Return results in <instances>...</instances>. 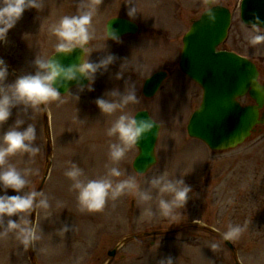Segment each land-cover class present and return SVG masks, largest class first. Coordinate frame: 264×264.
Listing matches in <instances>:
<instances>
[{
  "label": "rangeland",
  "instance_id": "rangeland-1",
  "mask_svg": "<svg viewBox=\"0 0 264 264\" xmlns=\"http://www.w3.org/2000/svg\"><path fill=\"white\" fill-rule=\"evenodd\" d=\"M205 1L44 0L42 10L27 9L0 41V59L10 71L20 77L34 74L35 59H48L56 52L58 37L53 26L64 16L91 8L94 15L88 45L92 53H86L85 59L97 63L107 54L117 57L107 71L95 74L92 91L87 90L88 82L84 91L72 89L60 100L45 105L50 137L40 107L25 110L18 106L0 125V137L17 119L25 121L24 127L35 125L34 143L39 153L29 157L17 152L7 158V164L22 174L31 170L26 176L25 192L36 191L47 172L40 192L50 204L47 210L35 208L33 217L31 212L23 214L42 237L33 246L25 248L14 233L0 237V264H157L169 255L175 264H235L222 241L229 227L235 225L244 228L239 238L229 240L239 264H264V136L218 153L186 135V125L199 106L201 90L180 74L178 61L182 37L191 21L205 9ZM214 3L228 7L233 16L228 37L220 48L264 64V45H251L249 29L239 20L240 0ZM131 6L137 9L134 21L142 27V33L124 37L120 43L107 40L106 22L114 17L129 19L127 10ZM162 68L168 72L167 79L152 99H144V80ZM10 71L5 84L18 79ZM117 74H121L120 79H116ZM127 85L135 86L139 102L126 106L123 112L134 116L138 110L146 109L161 125L155 146L157 164L145 175L132 170L131 163L137 155L134 146L121 161L110 160L109 144L117 142V138L106 133L122 112L103 115L95 103L98 98H109L113 90L123 93ZM240 102L244 104L243 99ZM94 150L106 151L100 174L85 164L93 158ZM70 162L83 170L82 179H98L109 168L118 167L125 174L121 179L134 178L141 191L150 187L152 177L166 173L170 179L184 178L192 192L186 205L174 208L169 216L160 213L155 190L149 202L126 191L116 200L109 198L100 211H81L77 194L71 190L72 181L64 174ZM7 194L16 193L9 190ZM162 198L171 199V195L164 194ZM148 207L153 216H142ZM147 233L150 235L141 236ZM212 244L218 248L213 250ZM113 249L115 256L110 258L108 252Z\"/></svg>",
  "mask_w": 264,
  "mask_h": 264
},
{
  "label": "clouds",
  "instance_id": "clouds-1",
  "mask_svg": "<svg viewBox=\"0 0 264 264\" xmlns=\"http://www.w3.org/2000/svg\"><path fill=\"white\" fill-rule=\"evenodd\" d=\"M43 3L44 0H0V41L7 37L8 32L16 26L27 9L42 10ZM136 13L137 9L134 6L128 7L127 15L130 20H135ZM93 15L94 9L89 8L78 15L64 16L58 25L53 26L52 31L58 37L55 49L57 54H71L76 49L81 50L84 57L85 53L89 55L92 53L88 44L92 39L90 25ZM205 15L210 24L215 23L216 17L210 5L206 8ZM244 26L249 29L251 45H264V20L253 13L252 19L244 23ZM25 36L27 38L28 34ZM106 39L116 43L121 42L117 30L108 27ZM54 57L50 59L37 57L34 61L35 73L23 75L11 84H5L9 75L8 67L5 61L0 59V125L9 120L12 109L18 106H23L25 110L36 109L49 101L60 100L62 96L60 89L69 82L77 81L78 75L89 81L87 90L92 91L95 74L102 69L107 71L117 59L114 55L107 54L99 62L92 63L83 57L79 65L64 67ZM120 78L121 74H117L116 79ZM252 83L258 94L264 97V85L258 84L255 79ZM78 88L79 91H84V87L79 84ZM108 95L109 98H98L95 103L103 115L122 112L106 133L109 137L117 138V142L109 144V158L113 163H117L125 157L129 149L150 134L157 125L150 118L138 120L135 116L123 112L126 106L139 102L134 85H127L123 93L113 90ZM74 99L78 100L79 96H74ZM24 125V120L17 119L14 126L0 137V193H3L0 194V237H7L9 233H14L20 243L28 248L42 237L38 233L37 226L23 214L30 213L35 208L47 210L50 204L43 192L24 191L28 184L26 176L31 170H26L22 174L15 166L7 164V158L17 152L35 157L40 151L34 143L37 138L35 125L28 124L26 127ZM64 174L72 181L71 190L77 194L80 210L87 212L102 210L109 198L116 200L126 191L134 192L140 200L149 202L153 199L152 192L155 190L159 198L160 213L169 216L174 208L186 205L189 194L192 192L191 186L185 183L184 178L170 179L166 173L152 177L149 180L150 187L143 191L139 189L134 178L121 179L125 174L118 167L109 168L104 177L82 179L83 170L76 163L70 162V167ZM9 190L16 194L8 195ZM164 194H170L171 199L162 198ZM142 216H153L152 209L145 208ZM12 217L16 219L13 220ZM243 231L244 228L239 225L230 226L224 234V239H237ZM211 248L215 250L218 245L212 244ZM157 264H175V261L169 255L160 258Z\"/></svg>",
  "mask_w": 264,
  "mask_h": 264
},
{
  "label": "water",
  "instance_id": "water-1",
  "mask_svg": "<svg viewBox=\"0 0 264 264\" xmlns=\"http://www.w3.org/2000/svg\"><path fill=\"white\" fill-rule=\"evenodd\" d=\"M212 11L216 17L214 24H210L207 16L203 14L184 36L179 68L203 90L202 103L192 114L187 125L188 135L201 140L211 150L226 151L241 145L249 137L253 125L257 123V108L241 107L236 99L249 91V95L260 107L264 97L258 94L252 83L253 79H257V72L248 60L233 53L216 52V47L226 36L230 15L221 7H215ZM253 13L264 20V0H242L240 7L242 22L248 23ZM107 27L117 30L120 37L139 32L135 24L121 18L110 19ZM53 56L62 66L70 67L79 65L84 54L76 49L67 55L54 53L50 58ZM164 78V73H158L146 80L142 89L143 95L146 98L152 97ZM87 83L86 78L78 75L77 81L69 82L60 89V94L66 93L78 84L85 86ZM135 117L138 120L148 119L149 115L141 111ZM156 125L150 134L135 145L138 154L133 160L132 169L137 174L146 173L156 162L154 147L159 132V125ZM223 242L233 253L231 243L224 238ZM114 252L109 255L113 256Z\"/></svg>",
  "mask_w": 264,
  "mask_h": 264
},
{
  "label": "flooded vegetation",
  "instance_id": "flooded-vegetation-1",
  "mask_svg": "<svg viewBox=\"0 0 264 264\" xmlns=\"http://www.w3.org/2000/svg\"><path fill=\"white\" fill-rule=\"evenodd\" d=\"M257 65L258 69V82L260 85H264V64H261L260 61H256L255 63ZM245 106L253 107L256 106V103L252 100V98L249 95H246L245 98H243ZM258 119L260 121L259 124L255 125L253 127V132L251 133V136L249 137L248 141H252L254 139H258L261 136H264V102L261 106V108L258 110Z\"/></svg>",
  "mask_w": 264,
  "mask_h": 264
},
{
  "label": "bare ground",
  "instance_id": "bare-ground-1",
  "mask_svg": "<svg viewBox=\"0 0 264 264\" xmlns=\"http://www.w3.org/2000/svg\"><path fill=\"white\" fill-rule=\"evenodd\" d=\"M92 156L93 158H91V160L87 159L86 161L87 163L85 164L90 165L91 168L94 169V173L100 174L104 170L103 162L106 161V151L104 150L100 152V151L94 150L92 152Z\"/></svg>",
  "mask_w": 264,
  "mask_h": 264
}]
</instances>
